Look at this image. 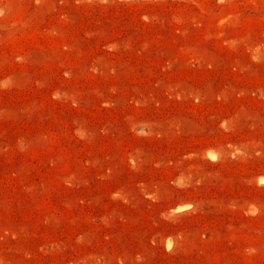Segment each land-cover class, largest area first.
<instances>
[{
  "label": "rangeland",
  "instance_id": "obj_1",
  "mask_svg": "<svg viewBox=\"0 0 264 264\" xmlns=\"http://www.w3.org/2000/svg\"><path fill=\"white\" fill-rule=\"evenodd\" d=\"M0 264H264V0H0Z\"/></svg>",
  "mask_w": 264,
  "mask_h": 264
},
{
  "label": "bare ground",
  "instance_id": "obj_2",
  "mask_svg": "<svg viewBox=\"0 0 264 264\" xmlns=\"http://www.w3.org/2000/svg\"><path fill=\"white\" fill-rule=\"evenodd\" d=\"M185 207H178L176 211H181V210H184Z\"/></svg>",
  "mask_w": 264,
  "mask_h": 264
}]
</instances>
